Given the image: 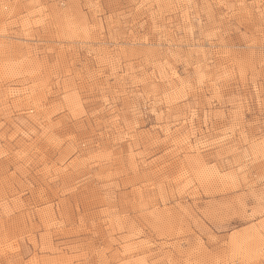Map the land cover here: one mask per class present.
<instances>
[{"label": "rangeland", "instance_id": "obj_1", "mask_svg": "<svg viewBox=\"0 0 264 264\" xmlns=\"http://www.w3.org/2000/svg\"><path fill=\"white\" fill-rule=\"evenodd\" d=\"M0 264H264V0H0Z\"/></svg>", "mask_w": 264, "mask_h": 264}]
</instances>
